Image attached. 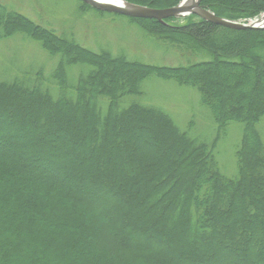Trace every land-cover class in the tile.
Listing matches in <instances>:
<instances>
[{
  "label": "trees",
  "instance_id": "trees-1",
  "mask_svg": "<svg viewBox=\"0 0 264 264\" xmlns=\"http://www.w3.org/2000/svg\"><path fill=\"white\" fill-rule=\"evenodd\" d=\"M128 1L169 9L181 0ZM202 6L231 21L264 13V0ZM4 10L6 27L40 39L58 62L40 78L56 90L0 84V264H264V30L129 18L157 48L189 59L164 67L95 53ZM78 64L89 70L77 86L66 74ZM153 76L200 94L212 140L140 102ZM236 123L237 174L227 177L216 151Z\"/></svg>",
  "mask_w": 264,
  "mask_h": 264
},
{
  "label": "rangeland",
  "instance_id": "rangeland-1",
  "mask_svg": "<svg viewBox=\"0 0 264 264\" xmlns=\"http://www.w3.org/2000/svg\"><path fill=\"white\" fill-rule=\"evenodd\" d=\"M122 1L155 11L165 10L134 4L128 0ZM183 1L181 0L176 6ZM0 9L12 13L19 12L59 38L98 54L107 50L115 55L126 54L131 60L164 67L187 66L189 63V59L179 58L178 51L157 48L152 42L147 41L144 26L134 23L129 19L130 17L114 16L110 15L114 13L108 12H106L108 14H102L100 12L105 11L98 10V12L97 9H91L88 4L79 0H0ZM189 18H174V20L171 18L170 20H173V24L181 25ZM255 19L254 17L238 18L236 19L238 21L233 22L244 23V21ZM13 26L10 23L6 27L0 21L2 34L0 36V84L18 78L30 86L35 83L39 84L37 87L55 89V80L47 85L44 82L46 78H40L43 73L45 76L52 75L58 57H53L50 49L44 46L40 39H36L22 29L14 30ZM79 47L71 50L76 53V56H80ZM209 58L210 56L202 57L203 60H209ZM78 59L82 61V55ZM82 68L89 70L88 66L82 64L67 68L66 76L71 84H77V86L80 84L81 79L78 73L83 71ZM55 90H52L54 96L57 93ZM142 91L146 97L140 102L145 101L148 106L164 110L182 129L187 128L192 121V136L203 141L212 140L216 125L211 113L200 105V94L197 91L182 86L174 80H164L155 76L145 81ZM258 129L264 139V120L258 125ZM226 132L216 154L223 174L234 177L237 174L235 151L243 136V126L238 123L232 124Z\"/></svg>",
  "mask_w": 264,
  "mask_h": 264
},
{
  "label": "water",
  "instance_id": "water-1",
  "mask_svg": "<svg viewBox=\"0 0 264 264\" xmlns=\"http://www.w3.org/2000/svg\"><path fill=\"white\" fill-rule=\"evenodd\" d=\"M80 1L92 6L99 11L127 16L133 19H154L163 23L165 20L170 18H182L195 15L208 22L234 30H264V22H262L264 14L261 15L260 18L249 21L248 23L233 22L215 16L211 11L202 6V0H197L195 5H192V0H184L176 7L161 11H155L146 7L131 5L122 0H117L118 2H121V4L97 2L96 0Z\"/></svg>",
  "mask_w": 264,
  "mask_h": 264
},
{
  "label": "bare ground",
  "instance_id": "bare-ground-1",
  "mask_svg": "<svg viewBox=\"0 0 264 264\" xmlns=\"http://www.w3.org/2000/svg\"><path fill=\"white\" fill-rule=\"evenodd\" d=\"M97 2H107V3H112V4H121V2H118L117 0H96ZM192 5H195V3L197 2V0H192ZM262 22H264V17ZM258 23V22H255Z\"/></svg>",
  "mask_w": 264,
  "mask_h": 264
}]
</instances>
